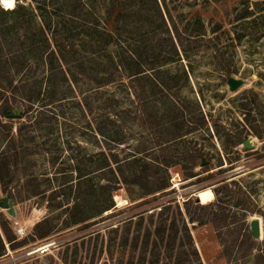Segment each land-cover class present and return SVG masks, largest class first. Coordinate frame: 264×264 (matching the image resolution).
I'll list each match as a JSON object with an SVG mask.
<instances>
[{
	"label": "rangeland",
	"instance_id": "obj_1",
	"mask_svg": "<svg viewBox=\"0 0 264 264\" xmlns=\"http://www.w3.org/2000/svg\"><path fill=\"white\" fill-rule=\"evenodd\" d=\"M17 2L25 20L0 10V234L16 236L0 264H264V235L243 244L253 220L264 231V0H166L204 36L183 48L161 30L144 90L97 85L98 49L63 0L0 6Z\"/></svg>",
	"mask_w": 264,
	"mask_h": 264
},
{
	"label": "trees",
	"instance_id": "obj_2",
	"mask_svg": "<svg viewBox=\"0 0 264 264\" xmlns=\"http://www.w3.org/2000/svg\"><path fill=\"white\" fill-rule=\"evenodd\" d=\"M62 4L66 8V13L69 18L72 19L73 22H79V25L71 30L78 34L87 33L86 37L89 39L90 47H97L98 49L90 53L93 57L97 55L96 63L102 68L104 74H102L103 77L100 82L97 83L98 86L106 85L114 78L119 80L125 74L126 77L131 78V84L135 85L136 82H140L142 85L141 90H144L146 88V79L148 76L146 74V71L148 70L146 67L148 64L146 63L151 61V69H155L156 71L161 69L160 66H156V63L160 62V51L158 46L161 40L159 38L160 40L158 42L156 36L160 34L161 30L166 32V35L171 42H177L179 46L183 48L185 47L184 45L186 41L195 44L204 36L202 28L192 27L190 25L192 23L191 21L185 25V31L183 32L180 29L179 22H182L185 16L179 14L180 20L178 22L174 18L166 0H102L101 4L98 0H87L86 3L83 0H63ZM26 8L27 6L20 2H17V5L13 9H7L0 6L2 12L19 20H25L27 18L28 15L23 14ZM40 8H42V4L39 5V9ZM41 11L43 20L47 23L44 15L48 11L46 9ZM92 20H95V22H92ZM97 20L98 22L100 21V23L102 22V25L98 24ZM197 20V22L200 21L199 18H197ZM47 26L50 27V24H47ZM136 33H138V39L135 37ZM53 39L57 40V35L53 36ZM153 40H155V44L154 42L151 43ZM148 41L150 42L151 47L154 44L152 47L153 51L156 52L157 50L158 54H156L154 58H144V55L148 53L149 49L147 46ZM112 44L117 46V54H113V50L111 49ZM173 44L175 47V43ZM186 50L187 49H185V51ZM62 51L64 50L59 47L60 55H62ZM54 54L56 53L52 52L49 55L51 56ZM153 84L156 86L155 83ZM158 84H160V82H158ZM202 122L204 123L205 119H203ZM183 123H185V121ZM238 141L242 142L241 137ZM169 162L171 161H168L167 163ZM224 181L225 187L228 188L229 182H226V179ZM247 200H249L250 205H252L249 196L247 197ZM185 203L189 205L190 202L186 201ZM81 207H83V203L82 200H79L69 211H71L70 214H72L73 221L85 223L88 216H81L82 213L79 210ZM112 207H114V204L108 208ZM166 207L167 206H163L161 211ZM48 208L52 212V206L49 205ZM191 220L192 222H195L193 218ZM44 221L36 225L37 230ZM202 222L203 221L200 223ZM87 225V223L84 224L85 227H87ZM2 229L6 242L10 244L12 249H14V241L16 240L14 232L5 224H2ZM49 233L50 232L47 231L41 235L47 236ZM6 242L4 241L2 234H0V243L3 252L5 250ZM243 244L253 247L257 245V241L252 233L246 232L244 234ZM0 253L3 254L1 251Z\"/></svg>",
	"mask_w": 264,
	"mask_h": 264
},
{
	"label": "water",
	"instance_id": "obj_3",
	"mask_svg": "<svg viewBox=\"0 0 264 264\" xmlns=\"http://www.w3.org/2000/svg\"><path fill=\"white\" fill-rule=\"evenodd\" d=\"M0 1H1V3H3V0H0ZM242 83H243L242 80L236 79L234 77H230L228 80V85H229L231 90H235V89L239 88L242 85ZM10 116L15 117L18 115L17 114H11ZM249 141H250V139H248L244 142L245 147L247 149H250L252 147V145L249 143ZM195 202L201 203V198L198 195L195 196ZM2 206L7 207V200L4 201ZM12 213H14V211H12ZM251 228H252V235L255 239H259V238L263 237L264 231H263V227L261 225V221L253 220L251 222Z\"/></svg>",
	"mask_w": 264,
	"mask_h": 264
},
{
	"label": "bare ground",
	"instance_id": "obj_4",
	"mask_svg": "<svg viewBox=\"0 0 264 264\" xmlns=\"http://www.w3.org/2000/svg\"><path fill=\"white\" fill-rule=\"evenodd\" d=\"M198 196L201 198V202L206 203L214 198V192L212 189H205L200 191Z\"/></svg>",
	"mask_w": 264,
	"mask_h": 264
},
{
	"label": "built area",
	"instance_id": "obj_5",
	"mask_svg": "<svg viewBox=\"0 0 264 264\" xmlns=\"http://www.w3.org/2000/svg\"><path fill=\"white\" fill-rule=\"evenodd\" d=\"M48 247L49 246H44V247L41 248V250L44 252L45 250H47Z\"/></svg>",
	"mask_w": 264,
	"mask_h": 264
},
{
	"label": "snow or ice",
	"instance_id": "obj_6",
	"mask_svg": "<svg viewBox=\"0 0 264 264\" xmlns=\"http://www.w3.org/2000/svg\"><path fill=\"white\" fill-rule=\"evenodd\" d=\"M8 6L11 7V4H9Z\"/></svg>",
	"mask_w": 264,
	"mask_h": 264
}]
</instances>
